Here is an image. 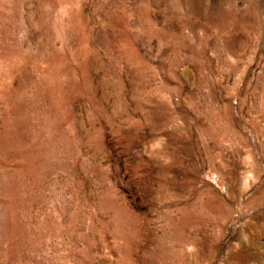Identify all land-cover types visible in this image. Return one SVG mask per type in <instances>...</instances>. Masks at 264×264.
Returning a JSON list of instances; mask_svg holds the SVG:
<instances>
[{
	"label": "rangeland",
	"instance_id": "1",
	"mask_svg": "<svg viewBox=\"0 0 264 264\" xmlns=\"http://www.w3.org/2000/svg\"><path fill=\"white\" fill-rule=\"evenodd\" d=\"M0 264H264V0H0Z\"/></svg>",
	"mask_w": 264,
	"mask_h": 264
}]
</instances>
